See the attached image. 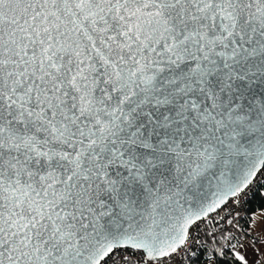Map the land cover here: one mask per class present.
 I'll use <instances>...</instances> for the list:
<instances>
[{
	"label": "water",
	"instance_id": "1",
	"mask_svg": "<svg viewBox=\"0 0 264 264\" xmlns=\"http://www.w3.org/2000/svg\"><path fill=\"white\" fill-rule=\"evenodd\" d=\"M264 168V0H0V264L148 262Z\"/></svg>",
	"mask_w": 264,
	"mask_h": 264
},
{
	"label": "built area",
	"instance_id": "2",
	"mask_svg": "<svg viewBox=\"0 0 264 264\" xmlns=\"http://www.w3.org/2000/svg\"><path fill=\"white\" fill-rule=\"evenodd\" d=\"M264 186V168L257 177L237 196L230 199L217 212L196 221L187 231L182 246L157 261V264H215L212 255H204V239L216 237L218 232L233 233L239 239L254 243L241 228L246 215L247 202L253 191ZM139 251L115 249L101 264H149Z\"/></svg>",
	"mask_w": 264,
	"mask_h": 264
},
{
	"label": "crops",
	"instance_id": "3",
	"mask_svg": "<svg viewBox=\"0 0 264 264\" xmlns=\"http://www.w3.org/2000/svg\"><path fill=\"white\" fill-rule=\"evenodd\" d=\"M246 235L254 243L241 240L233 233H228L225 245L232 248L234 257L242 264H264V210L252 216Z\"/></svg>",
	"mask_w": 264,
	"mask_h": 264
},
{
	"label": "trees",
	"instance_id": "4",
	"mask_svg": "<svg viewBox=\"0 0 264 264\" xmlns=\"http://www.w3.org/2000/svg\"><path fill=\"white\" fill-rule=\"evenodd\" d=\"M261 210H264V186L256 188L247 202L246 215L241 220V228L245 233L250 228L252 216ZM227 234L221 231L214 238L207 236L203 242L204 255H212L215 264H242L234 257L232 248L225 245Z\"/></svg>",
	"mask_w": 264,
	"mask_h": 264
},
{
	"label": "rangeland",
	"instance_id": "5",
	"mask_svg": "<svg viewBox=\"0 0 264 264\" xmlns=\"http://www.w3.org/2000/svg\"><path fill=\"white\" fill-rule=\"evenodd\" d=\"M149 264H157V263H149Z\"/></svg>",
	"mask_w": 264,
	"mask_h": 264
}]
</instances>
